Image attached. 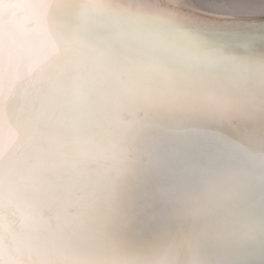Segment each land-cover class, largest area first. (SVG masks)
Instances as JSON below:
<instances>
[{
	"label": "snow or ice",
	"instance_id": "snow-or-ice-1",
	"mask_svg": "<svg viewBox=\"0 0 264 264\" xmlns=\"http://www.w3.org/2000/svg\"><path fill=\"white\" fill-rule=\"evenodd\" d=\"M223 7L0 0V264H264V22Z\"/></svg>",
	"mask_w": 264,
	"mask_h": 264
},
{
	"label": "bare ground",
	"instance_id": "bare-ground-1",
	"mask_svg": "<svg viewBox=\"0 0 264 264\" xmlns=\"http://www.w3.org/2000/svg\"><path fill=\"white\" fill-rule=\"evenodd\" d=\"M34 3H44L47 0H32ZM200 3H213L225 5L219 9L201 10V14L212 15L223 19L227 15H238L243 18L244 23L250 25H259L264 22V0H197ZM238 5L240 7H233ZM33 23L28 27L24 36L18 43L17 64L14 66L15 72H24L27 67L42 53L44 42L40 33V24L42 13L35 11L32 13ZM247 38L239 37L236 44L242 45L247 43ZM256 46L260 47L259 37L256 38ZM238 48L237 51H242ZM9 136L8 122L0 119V145H2Z\"/></svg>",
	"mask_w": 264,
	"mask_h": 264
}]
</instances>
